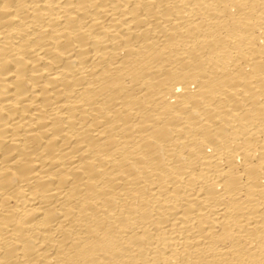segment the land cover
I'll return each instance as SVG.
<instances>
[{
    "label": "bare ground",
    "instance_id": "1",
    "mask_svg": "<svg viewBox=\"0 0 264 264\" xmlns=\"http://www.w3.org/2000/svg\"><path fill=\"white\" fill-rule=\"evenodd\" d=\"M0 264H264V0H0Z\"/></svg>",
    "mask_w": 264,
    "mask_h": 264
}]
</instances>
